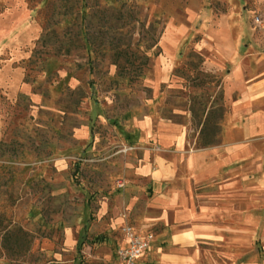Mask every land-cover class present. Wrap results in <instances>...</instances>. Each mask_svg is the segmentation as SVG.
Segmentation results:
<instances>
[{
    "label": "rangeland",
    "instance_id": "374dc122",
    "mask_svg": "<svg viewBox=\"0 0 264 264\" xmlns=\"http://www.w3.org/2000/svg\"><path fill=\"white\" fill-rule=\"evenodd\" d=\"M125 1L0 0V237L27 238L18 257L0 247V264H120L125 227L154 236L117 220L132 166L154 145L137 121L199 132L202 103L220 90L174 74L193 51L223 79L212 46L238 22L264 37V0H135L132 19ZM118 51L134 62L123 74ZM151 247L136 264H155Z\"/></svg>",
    "mask_w": 264,
    "mask_h": 264
},
{
    "label": "crops",
    "instance_id": "0c3cea01",
    "mask_svg": "<svg viewBox=\"0 0 264 264\" xmlns=\"http://www.w3.org/2000/svg\"><path fill=\"white\" fill-rule=\"evenodd\" d=\"M237 26L212 46L229 118L220 144L199 149L189 126L137 121L154 145L132 166L138 180L123 185L117 220L152 230L155 264L264 259V37Z\"/></svg>",
    "mask_w": 264,
    "mask_h": 264
},
{
    "label": "trees",
    "instance_id": "16d2710c",
    "mask_svg": "<svg viewBox=\"0 0 264 264\" xmlns=\"http://www.w3.org/2000/svg\"><path fill=\"white\" fill-rule=\"evenodd\" d=\"M63 1V0H62ZM121 1V0H117ZM130 2V3H129ZM135 0H126L124 3H122V7L128 10V14L124 15V18L132 19L133 11L132 9L135 8ZM131 11V12H130ZM124 59V65H122L120 62H122ZM129 57H126L122 51H118L115 53V63L114 65L119 69L121 74H123L124 70H126L127 67L134 68V62L132 60H129ZM127 67H124V66ZM204 60L203 58L194 53L193 51L189 54L188 60L185 64L186 73L182 72L183 76H178L177 74H174V76L179 77L183 79L185 82H190L194 88H201V87H217L220 90V96L216 100L210 101V98L205 103H202V107L200 109L201 115H200V123L201 127L198 132V144L200 146L199 149L208 148L211 146L216 145L214 137L219 132V127L217 125V121L221 120L222 113L225 111V103H224V97H223V81L221 78L214 77L213 75L204 72ZM138 69V67H136ZM178 73L180 71H177ZM141 73V71H140ZM188 73L195 74L194 79H190L188 77ZM195 98L190 100V103L192 104L190 107V112L193 114V116H196V102ZM195 103V104H194ZM218 103L220 106L216 107L215 105ZM27 244V238L26 234L22 232H10L6 231L1 237H0V247L2 251L5 252V254L13 257H18L21 253V250L23 246Z\"/></svg>",
    "mask_w": 264,
    "mask_h": 264
},
{
    "label": "built area",
    "instance_id": "2783aa9c",
    "mask_svg": "<svg viewBox=\"0 0 264 264\" xmlns=\"http://www.w3.org/2000/svg\"><path fill=\"white\" fill-rule=\"evenodd\" d=\"M125 244L118 248L116 252L117 260L120 264H136L138 260L150 249L153 235L150 233H138L132 227L123 229Z\"/></svg>",
    "mask_w": 264,
    "mask_h": 264
}]
</instances>
